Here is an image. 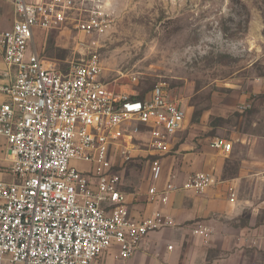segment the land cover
<instances>
[{"label": "built area", "instance_id": "2783aa9c", "mask_svg": "<svg viewBox=\"0 0 264 264\" xmlns=\"http://www.w3.org/2000/svg\"><path fill=\"white\" fill-rule=\"evenodd\" d=\"M6 1L14 19L0 30V139L12 179L0 180V264H99L112 247L116 258L128 259L175 220L162 209L133 217L120 170L140 139L161 150L182 133L186 111L163 84L139 98L103 83L99 57L83 41L107 31L112 13L105 0ZM61 29L81 37L67 70L35 45L39 32ZM211 146L227 155L232 142L215 139ZM148 182V200L163 206L177 191L201 194L221 183L208 172L178 183L159 160L150 164ZM227 191L234 202L233 187ZM191 233L207 242L213 229L196 222Z\"/></svg>", "mask_w": 264, "mask_h": 264}, {"label": "rangeland", "instance_id": "374dc122", "mask_svg": "<svg viewBox=\"0 0 264 264\" xmlns=\"http://www.w3.org/2000/svg\"><path fill=\"white\" fill-rule=\"evenodd\" d=\"M105 1L112 13L107 31L83 41L99 57L103 83L139 94L163 84L186 111L183 132L161 150L147 138L130 146L132 158L120 170L125 190L145 192L154 160L178 183L182 170L213 173L221 181L216 188L236 187L235 198L260 203L264 229V0ZM0 16L9 27L10 9L0 7ZM80 39L53 30L39 32L35 45L67 70ZM241 104L249 106L241 111ZM215 139L231 141V151L219 154ZM247 207L242 219L250 217Z\"/></svg>", "mask_w": 264, "mask_h": 264}, {"label": "crops", "instance_id": "0c3cea01", "mask_svg": "<svg viewBox=\"0 0 264 264\" xmlns=\"http://www.w3.org/2000/svg\"><path fill=\"white\" fill-rule=\"evenodd\" d=\"M0 7L9 8L12 12L10 27L14 19L13 8L6 0H0ZM1 24L0 30L9 28ZM5 68L0 48V72ZM5 100L6 97L0 94V104ZM10 161L4 140L0 139L2 181L12 179ZM165 170L169 169L165 167ZM178 173L179 183L193 174H187L184 170ZM228 186H214L201 194L180 190L170 196L165 206L150 202L146 195L147 188L143 193L126 191L133 217L143 218L154 210L162 209L174 217L175 226L151 232L128 259L116 258V249L112 247L100 256L99 264H264V252L260 251L264 249V229H260V220L257 219L260 203L252 204L250 200L242 201L237 197L230 202ZM233 189L237 196L236 187ZM247 204L251 206L248 212L250 217L242 219ZM196 222L213 229L209 241L204 242L192 235L191 228ZM169 246L172 249H168Z\"/></svg>", "mask_w": 264, "mask_h": 264}, {"label": "trees", "instance_id": "16d2710c", "mask_svg": "<svg viewBox=\"0 0 264 264\" xmlns=\"http://www.w3.org/2000/svg\"><path fill=\"white\" fill-rule=\"evenodd\" d=\"M138 97H139V98H142V97H143V94H139Z\"/></svg>", "mask_w": 264, "mask_h": 264}]
</instances>
